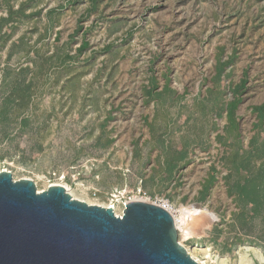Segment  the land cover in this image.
Here are the masks:
<instances>
[{"label":"rangeland","instance_id":"374dc122","mask_svg":"<svg viewBox=\"0 0 264 264\" xmlns=\"http://www.w3.org/2000/svg\"><path fill=\"white\" fill-rule=\"evenodd\" d=\"M11 8L0 173L119 215L164 200L199 264H264V213L234 192L240 164L264 170V0H0V21Z\"/></svg>","mask_w":264,"mask_h":264},{"label":"water","instance_id":"95a60500","mask_svg":"<svg viewBox=\"0 0 264 264\" xmlns=\"http://www.w3.org/2000/svg\"><path fill=\"white\" fill-rule=\"evenodd\" d=\"M0 264H199L173 214L143 200L112 207L74 199L62 185L0 173Z\"/></svg>","mask_w":264,"mask_h":264},{"label":"trees","instance_id":"16d2710c","mask_svg":"<svg viewBox=\"0 0 264 264\" xmlns=\"http://www.w3.org/2000/svg\"><path fill=\"white\" fill-rule=\"evenodd\" d=\"M5 1V0H4ZM95 2L97 0H94ZM22 10V9H21ZM19 12H15L13 8L10 9V13L8 18H2L0 21V42L5 39L8 35H2L3 29L12 23L14 20V15H18ZM89 47V42H84L83 46L80 48L79 54L81 55L83 51H85ZM73 57L70 55L66 56V60H71ZM225 64H222L219 69V75L222 78L223 70ZM157 80L155 78L151 81V88L147 91V94L153 101L162 100L163 97L171 92L169 87L165 88L163 91H159ZM247 81H243L242 85L238 88L237 93L235 95V100L232 103L229 115L231 117L234 116L236 109L241 103L240 97L241 93L244 90ZM165 93V94H164ZM255 110L259 112L260 116L264 117V105L261 107H256ZM264 133V132H263ZM239 171L247 176V178L243 182L236 183L234 185V192L238 195V197L243 200L249 207L250 213L249 215H244L250 220H254L258 218V216L264 213V170L261 171L258 175L251 177L249 174L250 162L242 163L239 166Z\"/></svg>","mask_w":264,"mask_h":264},{"label":"built area","instance_id":"2783aa9c","mask_svg":"<svg viewBox=\"0 0 264 264\" xmlns=\"http://www.w3.org/2000/svg\"><path fill=\"white\" fill-rule=\"evenodd\" d=\"M140 193H142V192H140ZM100 196V192L98 191V190H94L93 191V197L96 199V198H98ZM143 196H146V193H144L143 194ZM115 198V197H114ZM131 201H133V200H129V201H124V202H122V206H123V209H125L126 208V206H127V204L129 203V202H131ZM156 204H158V205H160V206H162V207H164L165 209H167V210H169L170 212H171V207H170V205H169V203L168 202H166V201H164V200H161V201H159L158 203H156ZM96 205H98V204H96ZM100 206H103V205H100ZM104 207H108V206H104ZM124 211V210H123ZM172 214H173V212H171ZM117 214V213H116ZM118 216H122V215H119V214H117ZM173 216L175 217V215L173 214Z\"/></svg>","mask_w":264,"mask_h":264},{"label":"bare ground","instance_id":"6f19581e","mask_svg":"<svg viewBox=\"0 0 264 264\" xmlns=\"http://www.w3.org/2000/svg\"><path fill=\"white\" fill-rule=\"evenodd\" d=\"M65 187L67 188V191H70L69 186L66 185ZM108 207H112L113 209H115L114 206H108ZM175 219H176L177 228L179 229V231H181L183 229L184 222H185L184 216L181 215V217H178V216L175 215Z\"/></svg>","mask_w":264,"mask_h":264}]
</instances>
